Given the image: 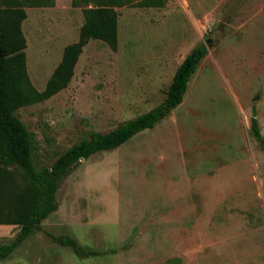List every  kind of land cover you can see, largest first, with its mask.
<instances>
[{
	"label": "rangeland",
	"instance_id": "rangeland-1",
	"mask_svg": "<svg viewBox=\"0 0 264 264\" xmlns=\"http://www.w3.org/2000/svg\"><path fill=\"white\" fill-rule=\"evenodd\" d=\"M22 9L6 89L43 165L158 105L183 57L206 54L153 127L70 169L56 209L0 264H264V150L250 131L253 117L264 137V0L113 6L114 49L80 37L70 0ZM34 203L23 171L0 163V244Z\"/></svg>",
	"mask_w": 264,
	"mask_h": 264
},
{
	"label": "trees",
	"instance_id": "trees-1",
	"mask_svg": "<svg viewBox=\"0 0 264 264\" xmlns=\"http://www.w3.org/2000/svg\"><path fill=\"white\" fill-rule=\"evenodd\" d=\"M162 0H70L79 7L83 22L78 33L82 38L105 42L110 48L116 46V17L113 6L126 4L152 6ZM53 0H0V163L18 166L33 190L34 209L21 221L18 232L8 243L0 244V259L7 257L32 231L39 228L43 219L56 209L55 192L59 182L80 160L93 153L109 150L125 142L137 132L149 129L171 108L181 102L187 82L198 62L206 54L204 44L194 46L175 68L167 86L164 99L152 109L119 123L107 132L88 131L87 137L72 143L57 155L50 165L37 163V141L14 113L7 95L4 57L24 48L20 23L25 17L24 6H51ZM250 131L259 147L264 150V137L255 119H250ZM68 246L77 256L92 254L82 250L69 237L56 239Z\"/></svg>",
	"mask_w": 264,
	"mask_h": 264
}]
</instances>
